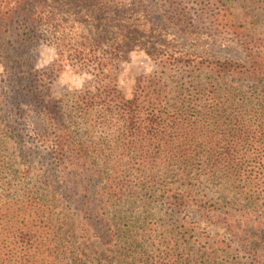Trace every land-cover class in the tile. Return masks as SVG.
Segmentation results:
<instances>
[{"label": "rangeland", "instance_id": "obj_1", "mask_svg": "<svg viewBox=\"0 0 264 264\" xmlns=\"http://www.w3.org/2000/svg\"><path fill=\"white\" fill-rule=\"evenodd\" d=\"M41 1L47 11L38 29L32 31V42L23 41L27 32L23 22L14 26L20 36L7 33V38H3L8 48L0 56V189H11L12 194L5 193V197L17 196L28 203V195L36 200L33 211L38 214L31 217L32 234L37 232L39 238L46 236L51 241L64 238V245H51L55 254L65 251L62 257H76L79 264H120L115 253L118 241L113 245L101 241L99 223L84 215L86 207L98 203L93 196L97 188L91 179L94 171L85 172L77 165L67 166L66 170L58 168L49 155L53 138L44 134L54 132L42 109L46 104L60 105L68 94L94 87L92 77L66 62L65 58L70 57L61 56L57 48L80 42V36L92 25L81 16L66 15L68 11H77L75 4L65 7L67 0ZM119 1L140 14L142 29L150 36L148 44H155L173 58L163 59V81L168 89L192 87L195 91L204 90L205 94L215 93L207 108H197L200 122L190 135V152L202 154L204 164L210 168L208 174L200 176L194 171V177L185 186L190 196L188 205L173 211L158 199L160 190L151 200L146 191L139 189L134 194L129 190L140 175L137 167L133 168L137 162V152L130 148L133 136L122 138L116 127L95 126L82 135L87 144L92 148L98 146L99 150L111 144L115 155L127 156L120 173L127 187L122 198L125 204L119 209L110 208L106 214L110 221L121 222L117 229L114 225L101 233L112 232L117 237L123 232L140 243L138 252L144 261L141 264L246 263L248 238L264 235V120L243 114L247 119L245 129L249 127L254 133H237L238 141L234 144L225 140L222 120L215 115H222L228 91L236 95V103L243 102V113L258 100L264 106V82L254 83L244 71H232L226 79L222 70L225 62L243 65L246 61L250 65L237 40L245 36L254 43L264 41V0H117L109 2L110 11ZM55 27L59 32L55 33ZM258 44L257 50L264 53ZM182 56H187L185 61L189 64H176ZM7 57L8 76L3 74L1 65ZM115 66L119 90L126 96H131L137 79L157 70L146 51L133 52ZM28 75V81L21 79ZM65 102L70 110L72 101L67 98ZM231 105L232 102L228 104ZM77 118L74 127L81 122ZM222 154L228 158L224 165ZM154 178L158 188V173H154ZM227 243L233 247L231 252L222 248ZM23 249L19 255H24V261H30L28 264H42L46 259ZM134 251H127L129 258ZM259 255L262 261L257 264H264V247ZM5 258L12 259L9 253L2 252L0 264H6Z\"/></svg>", "mask_w": 264, "mask_h": 264}, {"label": "trees", "instance_id": "obj_2", "mask_svg": "<svg viewBox=\"0 0 264 264\" xmlns=\"http://www.w3.org/2000/svg\"><path fill=\"white\" fill-rule=\"evenodd\" d=\"M111 1L117 2V0H67L65 7L69 8L71 4H75L77 11L73 13L68 11L66 15L73 14L86 18L92 27L80 36V42L57 45V48L60 49L61 56L70 57L65 58L66 62H70L73 67L92 77L94 87L68 94L61 100L60 105L46 104L42 109L45 110L54 132L44 134L53 138L49 155L58 168L66 170L67 166L76 168L77 165L78 168L85 169V172L87 169L94 171L91 179L97 188L93 196L98 203L94 207H86L84 215L89 221L99 223L100 240L110 245L118 241L119 246L115 253H118L117 261L120 264H141L144 261L138 252L140 243H136L123 232L117 237L112 232L101 233L106 227L111 229L115 225L117 229V223L121 222L110 221L106 214L110 208L119 209L125 204L122 198L124 188L127 187L123 185L120 173L121 168L126 165L127 156L115 155L111 144L102 146L101 151L98 146L92 148L84 141L82 135H87L92 128L99 125L116 127V132L122 138L133 136L135 140L131 142L130 148L137 152V156H134L137 162L133 163V168L137 167L136 171H139L140 175L135 177L129 190L131 189L134 194L139 193V189L141 192L146 191L148 200L153 199L160 190L158 199L168 204L173 211H180L189 203V191L185 186L194 177V171L200 176L208 174L210 168L204 164L202 154L194 155L190 152L192 147L190 135L195 131L194 125L200 122L201 114L197 108H207L209 99H213L215 93L209 91L205 94L204 90L196 88L195 91L192 87L184 90L168 89L163 81L165 78L162 72L166 66L163 59L173 58L164 54L155 44H148L150 36L147 37L148 32L143 30L141 17L137 11L124 7L121 1L113 11H110L111 7L108 4ZM46 11L47 7L41 0H0V56L8 48L3 39L7 38L5 35L8 33L11 36H20L19 30L14 28L16 23L23 22L21 24L27 31L23 35V41L32 42L34 40L32 31L38 29ZM46 18L49 19L50 15ZM54 31L59 32L56 27ZM254 42L245 36H242L240 41L237 40L238 47L246 53L250 65H247L246 61L243 65L225 62L222 70L226 72V79L232 71L238 74L244 71L254 83L264 82V53L257 50L255 44L258 43ZM258 45L264 49V41ZM137 51H146L154 59L157 70L137 79L131 96H126L119 90L115 65L118 61H126L131 53ZM258 57L263 58L262 62L257 61ZM186 58L187 56H182L175 62L180 65L184 63L185 66L189 64L185 61ZM9 60L7 57L1 62L3 74L7 76L10 73L7 68ZM13 62L16 63V60ZM21 79L28 81L29 75ZM227 96L228 103L222 105V115L217 114L215 117L222 120L225 140L235 144L238 141L237 133L243 132L248 136L254 133L249 127L245 129L247 119L243 114L264 120V106L258 100L250 110L243 113V102L240 105L236 103V95L231 91H228ZM67 98L73 103L70 110L65 102ZM230 102L233 105L228 106ZM17 106H20V103ZM75 117L81 120L76 127L73 126L76 125ZM231 123L233 126L230 129ZM76 157L85 162H76ZM129 158L127 164L130 165L132 158ZM226 159L228 158L222 154V165L227 162ZM154 173H158V188H155ZM5 193L12 194V191L7 188L0 189V256L2 252H6L12 258L7 260L5 258L6 264H28L30 261L25 262L24 255L22 257L19 255L23 248L38 257L44 255L46 259L41 262L42 264H79L76 257L66 255L62 257L65 251L61 255L52 252L51 245H64V238L51 241L46 236L39 238L35 234L37 232L32 234L31 217L33 213L38 214L33 211L38 204L35 199L27 195L28 203H25L17 196L5 197L3 195ZM101 208L104 209L102 213L99 212ZM262 226L264 227V224ZM230 227H233L231 223ZM248 240L250 242L247 248L248 257L246 263L240 264L260 263L262 258L259 250L264 247V235H251ZM222 248L227 252L233 250L228 243ZM132 249H135L132 252L134 255L129 258L127 251Z\"/></svg>", "mask_w": 264, "mask_h": 264}]
</instances>
